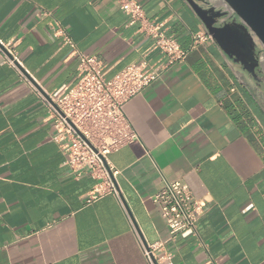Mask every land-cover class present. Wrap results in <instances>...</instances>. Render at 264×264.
Wrapping results in <instances>:
<instances>
[{
  "label": "crops",
  "instance_id": "crops-1",
  "mask_svg": "<svg viewBox=\"0 0 264 264\" xmlns=\"http://www.w3.org/2000/svg\"><path fill=\"white\" fill-rule=\"evenodd\" d=\"M135 1L187 53L126 102L138 138L107 155L118 195L88 203L98 179L73 178L47 118L45 94L78 63L52 24L106 78L161 54L116 0H0V264H146L140 240H167L169 264H264V104L211 39L194 43L204 28L185 0ZM9 49L25 74L2 63ZM164 180L205 202L197 236L168 240L151 200Z\"/></svg>",
  "mask_w": 264,
  "mask_h": 264
},
{
  "label": "built area",
  "instance_id": "built-area-1",
  "mask_svg": "<svg viewBox=\"0 0 264 264\" xmlns=\"http://www.w3.org/2000/svg\"><path fill=\"white\" fill-rule=\"evenodd\" d=\"M119 8L141 22L140 29L154 38L153 48L161 58L155 63L139 61L124 66L110 78L105 77V67L95 55L76 49L71 36L59 22L52 24L53 33L77 55V73L72 83L62 86L50 98L47 118L54 128V140L65 153V164L73 178L85 174L98 179L96 186L88 192L86 202L95 200L106 192L118 195L107 171V155L138 138L125 113V104L151 84L175 61L183 59L187 50L180 48L175 39L161 30L162 23L148 21L141 4L135 0H116ZM210 39L203 30L196 34L194 43ZM2 45H5L1 42ZM10 57L2 63L19 65L16 53L8 50ZM114 173V171H112ZM165 222L169 241L197 236V222L204 212L205 202L192 196L189 186L181 181L164 180L163 185L151 196ZM167 240L143 243L142 255L146 264H169L165 250ZM154 259V260H153Z\"/></svg>",
  "mask_w": 264,
  "mask_h": 264
},
{
  "label": "water",
  "instance_id": "water-1",
  "mask_svg": "<svg viewBox=\"0 0 264 264\" xmlns=\"http://www.w3.org/2000/svg\"><path fill=\"white\" fill-rule=\"evenodd\" d=\"M185 2L202 23L204 31L208 34L209 38L226 56L231 57L230 55H235L241 61L242 59H248L254 66L263 67L264 69V0H222V12L215 10L217 5L204 9L195 0H185ZM226 12L234 13L238 22H229L215 26L213 24L215 22L213 17ZM0 45L2 46V44ZM256 45H259L262 51L257 56L254 55ZM15 63L25 74L22 67L17 62ZM250 89L254 90V87L250 86ZM45 95L55 107L50 96ZM109 174L112 177L111 172ZM122 202L134 225H136L126 203ZM154 263L156 264L155 260Z\"/></svg>",
  "mask_w": 264,
  "mask_h": 264
},
{
  "label": "flooded vegetation",
  "instance_id": "flooded-vegetation-1",
  "mask_svg": "<svg viewBox=\"0 0 264 264\" xmlns=\"http://www.w3.org/2000/svg\"><path fill=\"white\" fill-rule=\"evenodd\" d=\"M196 3L201 5L204 9L210 8L212 5H215L214 0H195ZM215 10H219L220 12L223 11L222 6H216ZM215 22L213 23L215 26L223 25L229 22H238L236 15L232 12H226L222 15L214 16ZM262 53L261 47L256 45L254 55H260ZM228 56L229 60L233 63L236 69L243 74L245 79L248 80V83L254 87L256 90L257 95L259 96V101L264 104V69L263 67L254 66L251 64V61L246 59H239V57L235 55Z\"/></svg>",
  "mask_w": 264,
  "mask_h": 264
},
{
  "label": "rangeland",
  "instance_id": "rangeland-1",
  "mask_svg": "<svg viewBox=\"0 0 264 264\" xmlns=\"http://www.w3.org/2000/svg\"><path fill=\"white\" fill-rule=\"evenodd\" d=\"M215 1V5H218V6H223V2L222 0H214ZM253 90V89H252ZM251 90V91H252ZM254 91H256L255 89L252 91V93L254 94Z\"/></svg>",
  "mask_w": 264,
  "mask_h": 264
}]
</instances>
